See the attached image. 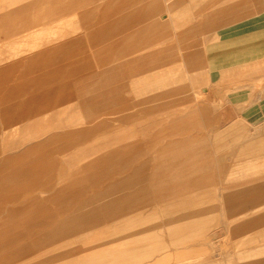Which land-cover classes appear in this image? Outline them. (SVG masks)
<instances>
[{
    "label": "rangeland",
    "instance_id": "obj_1",
    "mask_svg": "<svg viewBox=\"0 0 264 264\" xmlns=\"http://www.w3.org/2000/svg\"><path fill=\"white\" fill-rule=\"evenodd\" d=\"M176 54L173 76L185 80L159 90L148 87L157 76L149 71L114 73L106 86L101 75L94 86L51 90L24 104L10 103L20 90L0 89V264H264V115L242 116L232 86L187 72L180 48ZM2 78L0 72V85ZM138 81L147 85L145 103L136 97L123 104L125 84ZM93 92L103 102L112 94L114 106H90ZM107 164L128 165L112 172ZM246 173L248 184L239 178ZM112 175L123 178L130 208H137L131 212L145 218L129 234L114 226L97 231V218L84 210L91 201L75 210L92 196L93 184L75 198L60 195L68 183ZM228 185L252 187L248 201L260 207L253 230L225 233L239 205L234 196L226 202ZM64 205L86 214L61 216ZM203 234L208 242L199 240Z\"/></svg>",
    "mask_w": 264,
    "mask_h": 264
},
{
    "label": "crops",
    "instance_id": "obj_2",
    "mask_svg": "<svg viewBox=\"0 0 264 264\" xmlns=\"http://www.w3.org/2000/svg\"><path fill=\"white\" fill-rule=\"evenodd\" d=\"M194 10H200L196 20ZM179 24L186 27L174 28ZM19 42L24 44L20 46ZM178 48L187 72L217 78L219 87L232 86L235 105L239 96L244 106L242 116L249 111L264 115V0H0V89L21 92V102L15 98L10 103H32L55 89L80 91L87 86L83 82L94 86L101 75L106 76L101 80L104 84H113L114 73L149 71L157 76L148 87H169L185 80L173 76L179 73L175 65ZM164 63L167 67L162 71L159 67ZM146 88L144 81L132 85L127 82L123 93L127 100L123 104L132 103L136 97L145 103ZM111 95L108 93L103 102L93 92L88 104L112 107ZM77 99L82 101L79 95ZM234 111L238 113L236 106ZM235 126L233 122L230 127ZM113 165L119 164H107V168L124 172L128 164ZM108 177L111 181L102 185ZM115 177L68 183L60 195L72 199L84 191L82 186L93 184L92 196L75 210L91 201L84 210L89 209V216L97 218V231L114 226L121 228L124 235L129 234L130 227L145 226V218L142 213L131 212L137 208H130L133 200L123 192V178ZM249 177L248 173L239 174L245 184ZM251 192V186L235 190L228 185L224 190L227 203L232 196L239 200L235 226L231 228L226 221L225 233H235L241 227L249 232L256 226L260 207L248 201ZM114 193L119 196L112 203L106 198ZM102 199L106 201L101 203ZM67 207L58 206L63 211L61 216L76 218L86 214L71 213L75 205ZM158 228L160 234L164 233L163 223L155 222ZM210 238L203 234L199 240L205 243ZM185 239L192 240L182 238Z\"/></svg>",
    "mask_w": 264,
    "mask_h": 264
}]
</instances>
